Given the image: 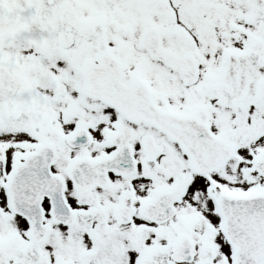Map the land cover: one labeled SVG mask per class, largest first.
<instances>
[{"label": "snow or ice", "instance_id": "1", "mask_svg": "<svg viewBox=\"0 0 264 264\" xmlns=\"http://www.w3.org/2000/svg\"><path fill=\"white\" fill-rule=\"evenodd\" d=\"M0 264H264V0H0Z\"/></svg>", "mask_w": 264, "mask_h": 264}]
</instances>
